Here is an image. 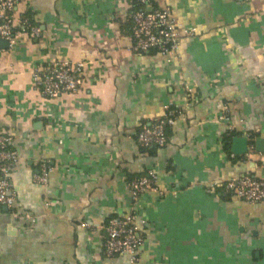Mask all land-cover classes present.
<instances>
[{
	"label": "crops",
	"instance_id": "1",
	"mask_svg": "<svg viewBox=\"0 0 264 264\" xmlns=\"http://www.w3.org/2000/svg\"><path fill=\"white\" fill-rule=\"evenodd\" d=\"M132 1L17 5L16 21L42 36L0 43V134L19 153L15 205H0V264H264V203L221 187L264 180V0H150L175 12V56L132 51ZM56 61L85 64L79 92L36 88L32 72ZM168 108L181 116L167 146H140V128ZM43 165L46 188L34 181ZM151 170L157 190L135 201L128 184ZM127 215L143 244L136 261L109 259L105 227Z\"/></svg>",
	"mask_w": 264,
	"mask_h": 264
},
{
	"label": "built area",
	"instance_id": "2",
	"mask_svg": "<svg viewBox=\"0 0 264 264\" xmlns=\"http://www.w3.org/2000/svg\"><path fill=\"white\" fill-rule=\"evenodd\" d=\"M21 0H0V41L8 42L13 48L22 36L40 38L42 30L29 18L16 21L15 9ZM142 9L131 15L133 45L136 54H147L157 51L165 56H175L180 49L181 33L179 32L175 12L172 9H152L150 0H138ZM194 30L185 31L193 35ZM85 64L82 62L56 61L32 72L36 88L46 98H57L63 94H76L82 87V73ZM181 112L167 109L163 119L144 124L138 134L137 142L143 148L161 149L168 144L167 128L176 124ZM224 120L226 118L223 116ZM13 137L0 134V205L12 208L16 202V193L11 181V170L19 161V153L13 146ZM50 169L43 165L40 173L34 176L36 184L42 188L49 185ZM157 174H147L132 180L128 186L135 201L150 190L156 191ZM226 194H230L250 204L264 203V180L252 176L232 179L222 186ZM106 230L104 254L109 259L120 255H129L136 261L144 238L136 225V216L127 215L109 220Z\"/></svg>",
	"mask_w": 264,
	"mask_h": 264
},
{
	"label": "trees",
	"instance_id": "3",
	"mask_svg": "<svg viewBox=\"0 0 264 264\" xmlns=\"http://www.w3.org/2000/svg\"><path fill=\"white\" fill-rule=\"evenodd\" d=\"M132 5H133V10H132V13H134V12H137L138 10H140V9H142L143 8V6L138 2V0H133L132 1ZM155 9V8H154ZM153 9V10H154ZM32 22V21H31ZM126 28L129 30V31H132V25L130 24V25H127L126 26ZM154 52H157V51H154ZM235 134H231L230 136H225V143H227L226 145H227V147L230 145V139H232L233 138V136H234ZM152 149H154V148H152ZM155 150V149H154ZM143 176V175H142ZM139 177H141V175H139ZM138 177V178H139Z\"/></svg>",
	"mask_w": 264,
	"mask_h": 264
},
{
	"label": "water",
	"instance_id": "4",
	"mask_svg": "<svg viewBox=\"0 0 264 264\" xmlns=\"http://www.w3.org/2000/svg\"><path fill=\"white\" fill-rule=\"evenodd\" d=\"M150 10H151V8L149 7V8H148V11H150ZM1 42H3V41H0V43H1ZM236 141H240V140H239V139H236ZM243 141L246 143V140L243 139ZM257 143H258L260 146H263V148L261 147L262 149L259 147V151H263V150H264V140H258Z\"/></svg>",
	"mask_w": 264,
	"mask_h": 264
}]
</instances>
